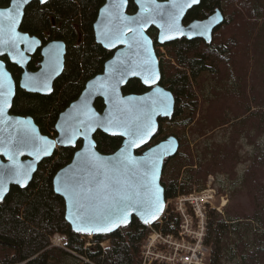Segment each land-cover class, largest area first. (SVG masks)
<instances>
[{
	"label": "trees",
	"instance_id": "1",
	"mask_svg": "<svg viewBox=\"0 0 264 264\" xmlns=\"http://www.w3.org/2000/svg\"><path fill=\"white\" fill-rule=\"evenodd\" d=\"M129 1V11L134 12V0ZM103 3L50 0L45 8L38 3L27 8L24 21L33 30L28 32L44 39L38 30L49 24L47 15L53 14L61 26L50 34L67 44L65 68L53 92L42 95L18 87L13 101L11 112L31 116L44 135H56L61 111L81 94L88 80L104 70L112 55L95 40L93 25ZM203 6H219L224 13L220 38L217 41L215 36L214 43L201 46L197 39L185 38L166 45L179 64L175 69L171 60L165 59L161 67L162 85L176 97L175 111L171 119H159L155 138L137 153L171 135L179 140V151L164 163L162 185L167 200L179 192L193 191L194 185L204 183L210 174H225L232 184L241 185V181L252 199L253 215L226 218L213 210L206 239L209 263L264 264V0H201L200 6L189 10L185 21L203 12ZM38 60L39 55L30 69L36 68ZM188 72L196 78L195 83L189 80ZM13 74L16 76L18 70L13 68ZM143 91L145 87L137 79L123 88L124 94ZM95 107L102 112L103 100L98 99ZM224 128L225 142L204 148L195 170L196 157L186 130L207 137ZM94 138L102 154L115 152L122 143V138L100 130ZM246 144L254 153H242ZM77 148L56 150L39 164L26 188L12 187L0 203V264H141V244L153 230L165 234L175 231L178 217L168 208L162 225L147 227L134 217L112 234L93 236L95 245L86 246L83 235L75 233L65 220L64 200L53 189L54 175L72 160ZM249 161L240 176L238 167ZM182 168L188 169L184 179ZM56 233L66 235L65 248L51 246L50 237ZM106 240L109 244L103 248L100 243Z\"/></svg>",
	"mask_w": 264,
	"mask_h": 264
},
{
	"label": "water",
	"instance_id": "2",
	"mask_svg": "<svg viewBox=\"0 0 264 264\" xmlns=\"http://www.w3.org/2000/svg\"><path fill=\"white\" fill-rule=\"evenodd\" d=\"M38 1L44 4L48 0ZM200 2L134 0L136 10L130 12L129 0H105L93 28L96 42L113 51V56L106 61L103 73L88 80L80 96L60 113L55 137L42 134L31 116L10 112L16 86L0 60V172L16 167L26 173V178L20 177L21 183L0 175V203L12 185L26 188L30 184L44 159L59 148H77L81 142L72 160L53 177L54 192L64 200L65 220L75 233L112 234L129 225L134 217L147 227L162 217L166 207L164 163L177 154L180 142L171 135L137 153L155 138L159 119L172 118L176 104L174 94L161 85L160 60L148 31L151 27L158 31L157 42L161 45L200 37L210 43L212 29L223 20L219 9L207 19L184 23L187 12ZM27 4L12 0L0 9V14L14 15L11 10L16 6L22 13L14 27L5 15H0V57L6 55L23 69V90L49 95L64 71L67 47L61 40L42 47L37 36L19 31ZM38 48L40 67L31 71L28 63ZM135 78L149 90L124 94L122 88ZM98 98L104 103L102 112L95 107ZM98 130L122 138L121 146L111 154L100 153L94 138ZM25 135L33 142L20 143ZM69 178L78 181L74 190L67 186Z\"/></svg>",
	"mask_w": 264,
	"mask_h": 264
},
{
	"label": "built area",
	"instance_id": "3",
	"mask_svg": "<svg viewBox=\"0 0 264 264\" xmlns=\"http://www.w3.org/2000/svg\"><path fill=\"white\" fill-rule=\"evenodd\" d=\"M197 191V190H195ZM199 195L195 198H186L181 204H174L173 212L179 214L182 209L183 215V231L179 233L181 242H177L172 233H163L160 230H153L142 243L144 254L147 255L149 263L156 259L165 264H184L183 257L195 252L196 260L192 264H204L206 259L203 241L206 234L205 213L214 210L220 214H224V209L229 203V194L227 191L218 196L215 178H209L207 188L199 190ZM184 205L189 207L183 208ZM152 227V226H150ZM52 244L57 247L65 248L66 235L56 233L50 237ZM185 245L180 248V245ZM180 251V252H179Z\"/></svg>",
	"mask_w": 264,
	"mask_h": 264
},
{
	"label": "flooded vegetation",
	"instance_id": "4",
	"mask_svg": "<svg viewBox=\"0 0 264 264\" xmlns=\"http://www.w3.org/2000/svg\"><path fill=\"white\" fill-rule=\"evenodd\" d=\"M11 1L12 0H0V9H2V8H6V7H8L10 4H11ZM160 1H163V0H160ZM50 2V0H48L46 3H41L40 1H38V0H33V1H31V2H29L27 5H26V7H25V9H24V14H23V18H22V20H21V23H20V26H19V31H22V32H24V33H28V34H30L31 36H37L40 40H41V46L43 47L45 44H47L48 42H50V41H54V40H61V41H64V40H62V39H54V37L53 36H51V34H50V31H57V28H59L60 26H61V23L60 22H58V20H57V18L53 15V14H48L47 15V19H48V21H49V24H47L45 27H42L41 29H39L38 31H42V33H43V35H44V39H47V38H51V39H49V40H44L43 38H41L40 36H38V35H36V34H32L31 32H28V31H33L31 28H29V24H28V22H26V21H24L25 20V14H26V11H27V8L29 7V5L30 4H33V3H38L39 5H41L42 7H44L45 8V6L48 4ZM104 2H105V0H104ZM104 4V3H103ZM201 5V2L197 5V6H200ZM196 7V6H195ZM203 8H204V11L203 12H200V13H198V14H196V15H194V16H192L191 18H189V20L186 22L185 21V18H184V23H185V25H187V24H190L191 22H193V21H196V20H199V21H202V20H204V19H207L208 17H210L211 15H213L218 9L221 11V8L219 7V6H216V7H214L213 9H208L207 7H205V6H203ZM99 12V11H98ZM189 12V11H188ZM188 12H187V14H188ZM221 13L223 14V20H222V22L219 24V25H217V26H215L213 29H212V31H211V36H212V40H211V42H213L214 43V40H215V36H216V39H217V41H218V39L220 38V33H221V31H223V27H224V23H225V15H224V13L221 11ZM186 14V15H187ZM186 17V16H185ZM158 31L154 28V27H151L150 28V30L148 31V34H149V36H151V38L154 40V43H155V49H156V51H157V54H158V56H159V60H160V68L163 66V61L165 60V59H170L171 61V65L176 69L177 67H179V64H178V62L175 60V58H173V57H171L170 56V54H169V52H168V49H167V46L166 45H172V44H174L175 43V41H173V42H170V43H167V44H165V45H161V44H159L158 42H157V37H158V33H157ZM195 39H197V41H198V43H199V46H201V45H203V43L204 44H210V43H208L204 38H195ZM177 41V40H176ZM65 42V41H64ZM66 43V42H65ZM66 47H67V44H66ZM107 50V49H106ZM109 51V50H108ZM67 53V52H66ZM111 53H112V55L107 59V61L113 56V51H111ZM37 55H39V57H40V60H38V62H37V64H36V68L35 69H30V64L32 63V61H33V59L34 58H36L37 57ZM170 56V57H169ZM0 60H2V61H4L5 62V64H6V67H7V69L11 72V74H12V77H13V79H14V81H15V86H16V92H17V88L19 87V88H21L20 87V79H21V75H22V72H23V69L20 67V66H18L16 63H13V62H11L10 61V59H9V57H7L6 55H4V56H1L0 57ZM41 60H42V56H41V50H40V48H38V50H36V52L34 53V54H31V60H30V62L28 63V69L29 70H31V71H36L40 66H39V63L41 62ZM105 66V65H104ZM13 68H14V70L15 69H17L18 70V74L15 76L14 74H13ZM104 71V70H103ZM103 71L101 72V73H103ZM204 71H207V70H204ZM204 71H202L201 73H203ZM101 73H99V74H101ZM161 74H162V70H161ZM188 78H189V80L191 81V83H195L196 81V78H193L192 77V75H191V73H189L188 72ZM136 79V78H135ZM163 79V75H162V78H161V85H162V80ZM132 80V79H131ZM138 81H140V83L142 84V82H141V80L140 79H137ZM56 81V80H55ZM130 81V80H129ZM55 83V82H54ZM128 84V83H127ZM126 84V85H127ZM143 85V84H142ZM144 86V85H143ZM125 87V86H124ZM123 87V88H124ZM145 87V91H143V93H145L146 91H148L149 90V88L148 87H146V86H144ZM165 87V86H164ZM123 88H122V91H123ZM22 89V88H21ZM53 89H54V86H53ZM53 92V91H52ZM82 93V92H81ZM140 93H142V92H140ZM80 96V95H79ZM78 96V97H79ZM77 97V98H78ZM76 98V99H77ZM176 98V97H175ZM75 99V100H76ZM98 99H101V98H98ZM97 99V100H98ZM75 100H73V101H75ZM96 100V101H97ZM14 101V100H13ZM72 101V102H73ZM71 102V103H72ZM70 103V104H71ZM69 104V105H70ZM68 105V106H69ZM12 106H13V104H12ZM67 106V107H68ZM66 107V108H67ZM65 108V109H66ZM11 109H12V107H11ZM64 109V110H65ZM63 110V111H64ZM10 112H11V110H10ZM62 112V111H61ZM12 113V112H11ZM12 114H14V113H12ZM60 115V114H59ZM53 137H55V136H53ZM80 145H81V142H79L78 143V145H77V147L79 148L80 147ZM60 149V148H59ZM39 166V165H38ZM15 185H12L11 186V188L12 187H14ZM11 188H10V190H11ZM10 192V191H9ZM9 194V193H8ZM4 201V200H3Z\"/></svg>",
	"mask_w": 264,
	"mask_h": 264
},
{
	"label": "rangeland",
	"instance_id": "5",
	"mask_svg": "<svg viewBox=\"0 0 264 264\" xmlns=\"http://www.w3.org/2000/svg\"><path fill=\"white\" fill-rule=\"evenodd\" d=\"M176 130V129H175ZM190 129L186 130L187 132V137L190 143V148H191V152L194 156V158L196 157V161H195V166L193 167L195 170L198 168V154L199 157H201V152L204 148H206L207 146H209L210 144L212 145L213 143H224V134L227 132V128L224 129H217L214 132L210 133L207 137L201 136L199 134H195L193 135L192 133H190ZM263 139H260V142H262ZM244 143L245 140H244ZM264 143V142H263ZM248 152H253V148L252 146H248L246 144V146L243 147L242 153L244 155L248 154ZM250 161L240 164V166L238 167V172L239 175L241 176L245 169L249 166ZM220 173L217 174H212L215 179H217L219 177ZM186 176H188V169L186 168H182V179L186 178ZM209 176V175H208ZM240 181V180H239ZM238 181V182H239ZM241 185L239 183H231L230 178L228 177V181H227V186L226 188H222L221 191H227V193H229V204H228V208L226 210V213L224 215H221L222 217H250L253 215V203H252V199L250 197V195L247 193V190L242 186V182L240 181ZM209 184V179L207 177L206 181L200 184H195L194 188H196L197 191L202 190L207 188ZM200 187V188H199ZM235 189H237L236 191H234ZM181 193V192H179ZM169 209L173 211L174 209V204L172 201H169ZM82 238L86 241V246H90V245H95V242L93 241L94 237L91 235H83ZM51 246L53 247H57L55 245L52 244V241L50 240ZM109 244V241H105L102 243L103 247H106ZM73 261V260H70ZM227 264H233L232 262H229Z\"/></svg>",
	"mask_w": 264,
	"mask_h": 264
},
{
	"label": "bare ground",
	"instance_id": "6",
	"mask_svg": "<svg viewBox=\"0 0 264 264\" xmlns=\"http://www.w3.org/2000/svg\"><path fill=\"white\" fill-rule=\"evenodd\" d=\"M199 195V192L198 191H189V192H186V193H179L177 196L173 197V198H170V199H166V207H165V211L162 215V217H160L154 224H152V226L158 224V225H162L164 223V220H163V216L165 215V213L168 211V208H169V201H172L173 204H181L182 201L186 200V198H195ZM166 198V197H165ZM185 209H188L189 210V207H187L186 205H184ZM190 211V210H189ZM182 209H181V212L177 215L178 217V223L177 225H175V231L171 232L172 235L174 236L175 240L179 243L182 241L181 240V237L179 236V233L181 231H183V226H184V221H183V215H182ZM213 214V211L212 210H209L205 213V221H206V225H205V229H206V234H205V237H204V241H203V246H204V252H205V261H204V264H210L209 263V255H210V246L209 244L207 243V235H208V227H209V220L211 219V215ZM161 227V226H160ZM161 231V230H160ZM116 232V231H115ZM109 235V234H107ZM106 241H109V240H106ZM105 242V241H104ZM103 243V242H102ZM102 243H100V245L103 247ZM185 245H180V248H184ZM105 248V247H103ZM180 252V251H179ZM140 259H141V264H165V263H162L156 259H153L150 263H149V259L147 257L146 254H144L143 252V249H142V244H141V249H140ZM184 264H192L193 262H195L196 260V255H195V252H190L188 254H186L184 257Z\"/></svg>",
	"mask_w": 264,
	"mask_h": 264
},
{
	"label": "snow or ice",
	"instance_id": "7",
	"mask_svg": "<svg viewBox=\"0 0 264 264\" xmlns=\"http://www.w3.org/2000/svg\"><path fill=\"white\" fill-rule=\"evenodd\" d=\"M42 2H44V0H42ZM194 3H198L199 0H193ZM22 3L27 4L28 0H22ZM12 13H14V15L12 14H8V13H4V14H0V15H5L7 19H9L12 23V26H15V22H16V18H18L22 13L20 11L19 7L14 6L13 9L11 10ZM32 137L25 135L20 143L22 144H28V143H32ZM11 158V157H10ZM0 175L3 176H7L11 179H16L17 183H21V179L20 177H24L26 178V173H22L18 168L16 167H12V168H6L3 170V172H0ZM67 186L71 189H75L76 184L78 183V181H76L74 178H69L67 180ZM126 219V217H125ZM145 223H147V221H145Z\"/></svg>",
	"mask_w": 264,
	"mask_h": 264
}]
</instances>
